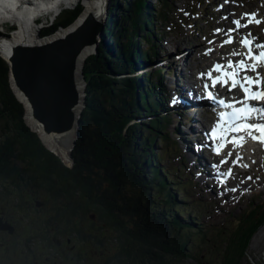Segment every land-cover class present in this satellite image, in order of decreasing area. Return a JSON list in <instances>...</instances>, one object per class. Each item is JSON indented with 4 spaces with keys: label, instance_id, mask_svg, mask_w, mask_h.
<instances>
[{
    "label": "trees",
    "instance_id": "trees-1",
    "mask_svg": "<svg viewBox=\"0 0 264 264\" xmlns=\"http://www.w3.org/2000/svg\"><path fill=\"white\" fill-rule=\"evenodd\" d=\"M87 1L83 0L84 5ZM157 1L161 4L159 10H152L147 0H125L118 26L115 28L110 15L108 22L113 25L104 27L107 39L114 43L110 53L100 46L85 59V106L80 116V135L71 151L72 166L51 153L39 134L26 124L24 105L11 87L10 67L0 56V209L7 211L11 207L17 220L23 221L11 236L14 242L8 251H24L30 257L43 255L46 248L53 246V251L43 255L50 258L56 256L59 246L67 245L68 238L74 246L71 249L67 245L70 264H172L193 257L201 261L205 253L199 252L200 242L206 233H192L190 225L184 226L177 216L173 219L172 211L177 205L167 193L163 194L165 188L160 191L165 180L152 154L158 139H166L158 131L164 129L161 117L148 123L134 121L140 114L150 116L152 108H156L145 97L154 84L145 80L149 87L140 90V107L134 91L136 84L130 83L131 78L116 75L133 67V61L140 63V58H146L136 45L138 39L148 43L155 57L152 34L156 21L158 16L164 19L172 5V0ZM81 9L80 4L61 9L40 36L72 24ZM17 24L15 29L21 27ZM148 25L154 27L152 32L147 30ZM8 32H0V42ZM19 36L38 37V32ZM164 71L169 72L167 67ZM164 105L168 107L167 102ZM141 162L146 173L143 179L134 176ZM26 173L38 179L35 188L47 190L48 201L42 207L28 206L34 193L32 198H26ZM153 181L156 187H152ZM155 196L160 197V205H153L151 198ZM263 224L264 206L250 204L249 211L242 213L227 233L224 249L217 254L207 253L205 260L213 258L210 264H239L246 258L253 234ZM99 253L104 254L101 261L94 258Z\"/></svg>",
    "mask_w": 264,
    "mask_h": 264
},
{
    "label": "rangeland",
    "instance_id": "rangeland-1",
    "mask_svg": "<svg viewBox=\"0 0 264 264\" xmlns=\"http://www.w3.org/2000/svg\"><path fill=\"white\" fill-rule=\"evenodd\" d=\"M115 1L116 4H114L113 8L109 4V7L107 9V14L111 15L112 21L115 20L114 26L116 28V26H118L119 22L121 21V17H122L121 10L122 7H124L125 0H115ZM224 1L225 0H172V5L166 11L165 18L163 19L158 16L156 21L157 28L156 31L152 34V38L155 37L154 39H156L157 42L159 41L158 44L155 46L157 47V53L159 55V58L155 59L154 57H150L151 60L153 61L149 67H151V71L153 70L154 72L147 74L146 75L147 78L144 77L142 75V72L140 71H138V73L136 74H133L131 72H129L128 74L126 73H120V75L116 74L117 77L123 79L125 77L131 78L133 81L130 80V83L133 84V86L136 84L135 86L137 87H141L142 85L146 84L145 80H147L151 84H154L153 88L157 91L158 82L162 84V82L166 81V80L164 81V79L160 78L159 75L155 73V70L161 68L163 64V66L166 65L168 67V71H169L166 74L164 72L160 73V76L162 75L163 78L167 79L169 76H172V74L177 75V79L175 80H177L178 82H187V77L191 75L192 77L195 76L194 78H201L203 72L201 71V68L199 66L198 67L196 66L194 61L192 60H190L191 62L189 61V63H191L189 67L188 66L180 67L179 63H182L181 59L177 60L176 65L172 64L173 60L174 59L176 60L177 57L176 58L173 57L174 59L169 63H164L166 60L170 59V56L167 55L165 57V55L170 54L171 51L174 50L175 45L172 44V42L175 40L178 41L180 40L182 42L181 45L183 46L181 47L180 50L184 52L185 47L189 48L190 50L189 54L194 53L195 58H198L202 53L206 54V52L210 49L209 46L205 45L204 43L211 42L213 38H216L215 35H216L217 27H221L223 23H227V21L226 22L223 21V17L229 16V20H230V18L233 17L243 16V14L247 11L248 12L256 11L257 13H259L260 11L264 10V0H230L227 4L223 6L226 7L227 9L224 10L222 8V10L219 11V6L220 4L224 3ZM112 2H114V0H112L111 3ZM61 3L64 5L65 1L63 0L61 1ZM77 4H80L83 9V4H84L83 0H79ZM147 4L151 6L152 10L153 9L159 10L161 8V4L157 0H147ZM56 7L46 12L54 16L55 13L59 12L58 8ZM68 9H73V8H68ZM44 13H41L40 15H30V16H41ZM56 17L57 16H55L54 18ZM104 18L105 20L103 22L101 20L99 21L103 27L112 24L110 21L107 22L109 18L108 15L104 14ZM42 19L39 18L36 20L38 23L42 22L40 26V31H38V26L34 27L31 26L27 21L18 20L19 22L17 23L21 24V29L16 33L28 35L39 32V36H40L42 30L46 27H50L54 22V20L49 19V21L51 20V22L47 21L46 23L49 24L43 26L44 23ZM208 22H211V24H209ZM26 23L29 24L28 25L29 29L23 30L22 27L25 26ZM189 23H194L195 25L201 26L202 32L197 31V33L195 34L193 29H191ZM263 25L264 22H262L259 25V27H256L254 29L255 31H257L258 35L259 34L263 35L261 29ZM7 27L15 28V25L12 26V24L10 25L8 24V22H0V29L4 30L5 33H7V30L5 31L4 28ZM153 29L154 27H152L151 25L147 26V30L149 32H152ZM254 30L252 31L253 33ZM12 31L13 29L8 32L7 36L10 35V32ZM121 32L122 31H120L119 34H121ZM158 35L160 36V38L157 37ZM205 35H209L206 41L204 40ZM104 36L100 37L104 39V43L102 39H101L102 40L101 43L100 38L98 39L99 41L97 40L95 45L96 50L94 51V53L97 51V48L100 46L106 49L108 53H110V50H112L111 47H113L114 43L111 40L107 39L106 36L108 35L106 33L104 34ZM226 37L227 34L220 36V40L217 44L219 45L220 43H223L226 40ZM105 40L108 43H105ZM138 45H141L143 49L145 48L144 55L147 56L146 51H148L149 49L147 43L142 42V44H138ZM216 56H218V54L213 53V57ZM157 61L161 62L159 63V65L161 66L157 67L158 66L156 65ZM208 61L209 59H207V61L203 63L202 68H204L208 64ZM135 62L136 61H134L133 63ZM149 72L150 69H148L145 72L143 71V73H149ZM181 74L185 76L181 77ZM148 90H149L148 92L153 93L151 87H149ZM194 90L198 93L200 92L198 85L196 84L194 85ZM139 93L140 90L137 93L135 92L137 99ZM150 93L147 94L148 96L146 95V99H149L150 102H155L153 98L155 94L154 93L150 94ZM138 105L139 103L137 104V106ZM154 105H156V103ZM170 114L171 115L174 114V110L166 115H170ZM158 115H161L160 111L157 113H155L154 111V113H151L150 116L147 115V117L142 118V121L148 123L150 122V120L152 121L154 117L157 118ZM162 115L164 116V113H162ZM24 120H25V114H24ZM196 120L198 122L197 115H195L194 122H196ZM165 122L167 129L165 128L163 130L159 129L158 131L160 134L162 133V135H164L166 139L163 140L162 137L158 139L156 144L153 145L154 152L152 154L155 157V159L158 160V164L157 165L154 164V165H156V167L158 166L164 169L162 173L160 171V175L165 180V183L163 184L164 187L162 188V186L160 185V191L162 192V189L165 188L163 194L167 193L168 199L170 201H173V203L177 205V210H175L176 216H178L181 220L184 221L181 223H183L184 225L189 223L191 226L190 229L192 233H197L198 231L201 232V235L206 233L205 240L200 242L201 246L199 252L201 254L205 253L201 256V261L197 260L194 257L183 258V259H178L179 261H175L172 264H210L211 263L210 261H213V258L211 260H205L207 253L217 254L218 250L221 251V249L222 250L224 249V245H225L224 239L227 233L232 230L235 220L240 218L242 213H244L245 211L247 212L249 211L250 204L253 205V204L261 203V205L264 206V150L260 152L255 149L254 150L251 149V147L242 149L241 151L239 150L241 153L242 160L240 161L239 165H237V170H236L237 175L235 173L234 178L230 181L231 187H233V189L235 188H239V189L237 191L226 189V187L220 186L217 182H214L213 180L210 181L198 177V174L196 173L195 170H193V172L190 171V164L188 163V157L186 155V151H184L183 148L180 146L176 135L172 132L171 129L172 126L175 125L176 129L179 132L183 131L184 127L186 128L188 127V123L183 121L185 126H183L182 123L181 126L179 127L177 123L172 124L169 123V121H165ZM206 123H207L206 120L202 119L199 123H195V129H198L197 126H201L202 124H206ZM1 138H2V134L0 130V140ZM132 144L135 145L134 141L132 142ZM191 147L192 144L190 145V150L192 151ZM72 148H73V144L71 145L70 151H72ZM202 149L203 148H201V152ZM49 151L53 153L51 150ZM239 151H233V150L228 151L226 157L224 158L217 157L214 160L210 161V165L215 162L220 164L222 163V161L227 160L226 165L223 166L222 169L224 170L227 167H232L234 165L233 160L236 157L237 153L240 155ZM195 153L199 154L200 152L195 151ZM229 153L232 154L231 157H229L228 155ZM53 154L56 155L55 153ZM70 156H71V152H70ZM183 158L184 160L182 161ZM203 161H204V157H203ZM240 165H246V167ZM203 168L206 169V166H203ZM134 171L135 169H133V172ZM241 171H244L242 175H240ZM134 176L140 179L146 178V173L144 167L142 166V162L139 169L136 171V173H134ZM161 176H158L156 178L157 183L161 181ZM249 176H251V179H248ZM176 177H179L180 180L176 181L175 180ZM155 182L154 181L152 182L153 183L152 187L158 185ZM212 182H214V184H212ZM241 183H245L244 186L240 185ZM158 189H159L158 187L155 188V190L157 191ZM159 199L160 197L158 198L157 196H155V199L152 197L151 200L154 201L153 205H160ZM176 200L178 201V203L176 202ZM1 201L2 199H0V203H2ZM8 208L9 206H7L5 210H7ZM173 217L175 216L173 215ZM193 218H195L196 221H193ZM21 223L23 224L22 220ZM263 226L264 225L259 227L258 230L253 234L249 242V245L246 249V258L245 257L244 259L242 258L239 264H264V236L259 237V233L264 235V231L262 230ZM33 245L35 247V244ZM68 245L71 249L74 248V246H71V243H69ZM53 250L54 247L52 246L51 249L50 247L46 248L45 251L42 253L44 256H47L48 251H53ZM36 254L42 255L40 253H36ZM103 255L104 254L99 253L94 255V258L97 259V261L98 260L101 261L104 258Z\"/></svg>",
    "mask_w": 264,
    "mask_h": 264
},
{
    "label": "water",
    "instance_id": "water-1",
    "mask_svg": "<svg viewBox=\"0 0 264 264\" xmlns=\"http://www.w3.org/2000/svg\"><path fill=\"white\" fill-rule=\"evenodd\" d=\"M102 30V24L89 15L81 26L68 30L62 36L52 37L40 44H16L9 59L5 60L10 67L13 91L20 102L23 103L14 88L27 98L34 118L42 124L46 133L75 129V140L79 137L81 109L77 110V106L81 94L77 84V61L86 46L93 45L96 50V38ZM55 32L44 37H51ZM44 37L40 36L41 39ZM80 77L84 84V107L86 83L83 68ZM0 231L13 234L15 227L0 216ZM67 242L70 243V240Z\"/></svg>",
    "mask_w": 264,
    "mask_h": 264
},
{
    "label": "bare ground",
    "instance_id": "bare-ground-1",
    "mask_svg": "<svg viewBox=\"0 0 264 264\" xmlns=\"http://www.w3.org/2000/svg\"><path fill=\"white\" fill-rule=\"evenodd\" d=\"M61 1H63V0H0V22H8V24L15 25V28H16L18 26V24H17V22H19L18 20L27 21L31 26H34V27L38 26V31H40V26H41L42 22L38 23L36 21L37 19L44 18L42 20L44 23L43 26H45V25L49 24V23H46L47 21H49V19L57 16L62 10L68 9V8H74L79 0H64L65 1L64 5L61 3ZM111 1L112 0H88L85 5L83 4L84 7L82 9V12L76 18V20L72 24H70L69 27H66V28L64 27V29L59 28L58 30H56L55 34H53L51 37H46V38L44 37L41 39L39 36V32H38V37H22V36H19V35H22L21 33H16L21 29V27L18 29L14 28L13 31L10 32V35L4 36L2 41L0 42V56H2L7 61L9 59V56L11 54L13 47L16 44H25V45L40 44V43H43V42L49 40L52 37L62 36L68 30H75L79 26H81L83 24V22L85 21V19L89 15L93 16L97 21L101 20L103 22L105 20L104 14L108 15L110 18V15L107 14V9L109 7V4L112 8L114 7V3L113 2L111 3ZM59 6H61L62 10L59 9V12L55 13L54 16H52L50 13L46 12V11H50L54 7L58 8ZM41 13H44V14L41 16H30V15H40ZM258 17H263V19H264V10L259 12ZM109 18H108V20H109ZM51 20H55V18L51 19ZM51 20L49 22H51ZM108 20H107V22H108ZM28 23H26V25L22 27L23 30L29 29ZM263 27H264V25L262 26V28ZM254 32H256V31H254ZM250 33L254 37L257 36L256 35L257 33L253 34L252 31ZM104 34H105L104 30H102L101 34L97 35L96 39L98 40L100 37H103ZM262 37H263L262 40H264V34L262 35ZM101 39L103 40V43H104V39L100 38L101 43H102ZM175 44L177 47V50H176L177 55L176 56H178V55L181 56L183 53V51L180 50L181 47H183L181 45L182 42L176 41ZM231 48H232V49H230L231 54H233V52H235V53H240V54L246 55V53L240 48V46L237 48V44H233L231 46ZM93 53H94V46L93 45L86 46L82 50L81 54L79 55L78 61H77V84H78L79 92L81 94L80 95V103L77 106V110L83 109L82 108L83 107L82 106V99H83L82 93L84 91V84H83V80L80 77V71L84 66L83 62L85 61V59L90 54H93ZM238 56H240V55H238ZM209 57H207L205 54L202 53L200 55V57L195 58V54L191 53L189 55H184L183 60H184L186 67L187 66L189 67V65H191V63H189V61L192 60V61H194V63L196 64L197 67L199 66L200 68H202L203 63L205 61H207V59H209ZM241 57H243V55ZM180 59H181V57L177 58L176 60L174 59L172 64H174V65L177 64V60H180ZM170 61H172V60H170ZM225 61L226 62H222L221 65L225 66V68H226V66L228 65V63L230 61L234 62V55L230 56V58L226 59ZM137 65H138V67H136V70L138 69L137 71L143 72L144 69L146 68L145 64L138 63ZM134 69H135V67L133 66L131 70H134ZM228 71H231V70L228 69ZM176 77L177 76L174 75L172 77V79H175ZM11 81L13 83L12 79H11ZM190 82L191 83H198L199 80L194 78V76L192 77V75H191ZM14 89H15L18 97L25 104V107H26L25 108V111H26L25 120H26V123L29 125V127H31L33 130H35L39 134L38 136H40L42 142L46 145V147L49 150L53 151L57 156H59L61 158V160L64 162V164H66L67 166H72L73 162L71 160H73V159L70 156V152H71L70 148H71V145L73 144V142L75 144V141H74L75 129H72L71 131L62 132V133H56V134L46 133L43 129L42 124H40L34 118L33 113H32V109H31V104L29 103L27 98H25L24 95L22 93H20L18 89H16V88H14ZM135 92L136 93L139 92L138 87L135 88ZM182 92L189 99L190 103H189V105L178 103L177 108H178V110H182L183 114H187L189 116H192L194 119V116L192 114H190L191 112L197 110V109H195L196 106L193 105L194 93L191 90L186 89V87L182 88ZM151 94H153V93H151ZM140 99H141V97H140ZM171 109L172 110H168V111L172 112L174 110L173 108H171ZM193 119H190V117L187 118V120H186V122L188 123L187 131L185 133H183L182 131H180V132L176 131V137H177V140H178L180 146L183 148L184 151H186V155L188 157V163L190 164V171L193 172V170H195L196 173L198 174V177L205 179L204 173L199 172V169L202 165V162L199 160L198 154L195 153V151L193 150V144L195 142V137H193V136L196 135L195 124H193V122H194ZM172 128L174 130H177L175 125H173ZM74 144H73V146H74ZM191 144H192V147H191L192 151L190 150ZM240 155H241V153H240ZM183 160H184V158L182 159V161ZM216 197H217V195H216ZM262 230L264 231V226H263ZM263 236H264L263 234L259 233V237H263Z\"/></svg>",
    "mask_w": 264,
    "mask_h": 264
},
{
    "label": "snow or ice",
    "instance_id": "snow-or-ice-1",
    "mask_svg": "<svg viewBox=\"0 0 264 264\" xmlns=\"http://www.w3.org/2000/svg\"><path fill=\"white\" fill-rule=\"evenodd\" d=\"M250 15L251 17L255 16V13L252 14H246ZM253 22L252 19L249 20V23ZM255 23L259 24L261 23L260 20H255ZM234 23L237 25V29L241 26L239 21H234ZM246 27L247 25H243ZM237 29H231V31H235ZM221 31L220 29H217V32ZM251 35V34H249ZM233 40L231 36H229V39L225 41V43H232ZM241 44L244 47H247L249 49V52L247 54V59L257 61L256 64H249L245 59H241L238 62H229L228 65L222 66V65H215L212 70H210L207 75L209 79L212 80V87H215L217 83H222L224 85H228L229 81H231V85L229 87V91L232 90V88L239 87L245 94L243 101H235L232 104L227 103L224 100H219L218 102L226 107V108H232L233 111L231 113H225L220 116V119L217 121V124L214 126L211 135L213 138H219L223 143L219 145L216 149L217 154H219L220 150L227 145V143H232L234 148L242 147L243 144L246 142L248 138H251L253 140L259 139L261 143H264V123H258V124H250L247 123L249 121L253 114H255L258 118H264V108H256L253 105L249 103L251 100H264V77H260L259 73L257 72V68L264 64V45H256V47L260 48V54L256 55L252 52V41L248 39V37H244L241 40ZM233 55H244L240 53L233 52ZM230 69L231 71H228ZM216 71L219 72L220 75L213 78L212 72ZM256 72V78L249 77L247 75L241 76V72ZM203 75V74H202ZM253 85L257 86V90H253ZM207 88L208 85H205ZM209 99H214V97L209 94ZM239 103L242 104L243 107L236 109L235 104ZM243 131L244 135H239ZM259 133L260 135L257 136L255 133ZM232 133H236L235 135H231ZM229 157H231V153L228 154ZM242 160V157L237 153L236 160L233 161L234 164H239V162ZM227 160L222 161V163H226ZM245 166L246 165H240ZM231 176V169H229L228 174ZM250 179V177H249ZM235 190V189H233Z\"/></svg>",
    "mask_w": 264,
    "mask_h": 264
},
{
    "label": "flooded vegetation",
    "instance_id": "flooded-vegetation-1",
    "mask_svg": "<svg viewBox=\"0 0 264 264\" xmlns=\"http://www.w3.org/2000/svg\"><path fill=\"white\" fill-rule=\"evenodd\" d=\"M25 176L26 180H24V189L29 192V195L26 198L29 199L34 196L31 200H28V206L30 208L42 207L48 201L46 188H42L43 190L35 188L38 179L34 174L33 176L36 179L27 175V173ZM32 191L34 193L33 196L31 193ZM0 216L4 221L10 222L14 225L16 229L19 228L18 224H20L21 221L17 220V216L12 213L11 207L7 211L0 209ZM13 235L14 234L9 235L7 231H0V264H70L68 262L69 258L66 256L67 252H69L67 245L59 246L56 256H50V258L38 254H31L29 257L24 251H20L19 253L7 251L14 242V239L11 238ZM18 237H20V234ZM42 257H44V259Z\"/></svg>",
    "mask_w": 264,
    "mask_h": 264
},
{
    "label": "clouds",
    "instance_id": "clouds-1",
    "mask_svg": "<svg viewBox=\"0 0 264 264\" xmlns=\"http://www.w3.org/2000/svg\"><path fill=\"white\" fill-rule=\"evenodd\" d=\"M4 29H5V30H7V32H8L10 28H9V27H7V28H4ZM3 34H6V33L4 32Z\"/></svg>",
    "mask_w": 264,
    "mask_h": 264
}]
</instances>
